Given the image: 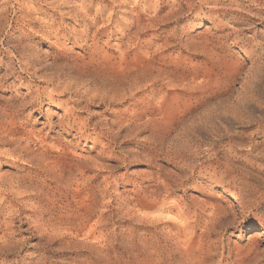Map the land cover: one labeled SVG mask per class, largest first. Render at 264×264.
<instances>
[{
	"label": "rangeland",
	"instance_id": "obj_1",
	"mask_svg": "<svg viewBox=\"0 0 264 264\" xmlns=\"http://www.w3.org/2000/svg\"><path fill=\"white\" fill-rule=\"evenodd\" d=\"M0 264H264V0H0Z\"/></svg>",
	"mask_w": 264,
	"mask_h": 264
},
{
	"label": "bare ground",
	"instance_id": "obj_2",
	"mask_svg": "<svg viewBox=\"0 0 264 264\" xmlns=\"http://www.w3.org/2000/svg\"><path fill=\"white\" fill-rule=\"evenodd\" d=\"M230 195H231V197L234 198V199H236V198L238 197V196H236V195H237L236 193H235V194L231 193ZM237 199H238V198H237Z\"/></svg>",
	"mask_w": 264,
	"mask_h": 264
}]
</instances>
